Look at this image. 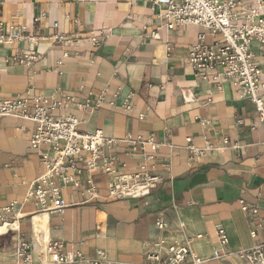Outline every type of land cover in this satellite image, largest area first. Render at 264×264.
<instances>
[{"label": "crops", "instance_id": "obj_1", "mask_svg": "<svg viewBox=\"0 0 264 264\" xmlns=\"http://www.w3.org/2000/svg\"><path fill=\"white\" fill-rule=\"evenodd\" d=\"M158 12L149 0H0L4 30L19 27L43 37L0 43L3 97L23 96L27 89L58 96V87L80 98L101 96L91 113L71 112L82 130L100 129L120 140L103 149L117 158L120 170L133 169L140 159L128 142L151 134L163 143L159 153L170 163L169 170H160V187L137 199H107L108 175L68 169L71 181L54 179L68 205L60 213L40 212L25 200L28 183L41 170L28 146L34 123L0 117V264L21 263L19 235L35 245L57 239L67 251L92 257L102 250L108 259L135 263L143 260L144 245L161 237L202 235L191 245L201 264H239L237 251L264 241V125L231 82L218 85L195 75L187 53L199 27L167 29ZM58 35L68 44L55 43ZM257 46L252 42L254 51ZM28 51L38 57L20 63ZM187 138L213 148L195 158ZM88 176L97 187L90 200ZM241 198L259 207L263 225L255 236L239 208ZM11 202L13 211L5 212ZM157 218L165 221L164 230L156 228ZM217 226L228 241L224 255L214 259Z\"/></svg>", "mask_w": 264, "mask_h": 264}, {"label": "built area", "instance_id": "obj_2", "mask_svg": "<svg viewBox=\"0 0 264 264\" xmlns=\"http://www.w3.org/2000/svg\"><path fill=\"white\" fill-rule=\"evenodd\" d=\"M149 1L159 8L158 16L164 20L165 28L173 29L180 25L199 27L187 53L195 75L202 81L218 85L222 81L231 82L241 98L253 103L257 117L264 125V0ZM53 26H57V22ZM207 35L211 40H206ZM38 39L43 37L25 34L19 27L4 30L0 22L1 44L16 40L35 42ZM53 41L65 45L69 42L63 35L55 36ZM254 41L258 43L256 51L252 47ZM36 57V52L28 51L22 53L18 61L29 64ZM56 91L60 94L50 97L32 94L29 89L25 95L15 98H5L0 94V117L17 115L34 123V129L28 135V146L39 156L41 170L38 177L28 183L25 200L33 201L40 212H62L68 204L54 179L71 181L68 169L80 173L82 168L87 173L97 171L109 176L107 199H137L152 195L162 184L160 170L167 171L170 167L169 161L159 153L163 143L152 134L130 140L129 151L138 154L140 159L133 169L120 170L117 158L103 151L120 140L104 135L100 129L82 130L81 119L71 112L73 109L91 113L102 102L101 96L80 98L62 93L59 87ZM187 142L195 158H199L204 150L213 148L208 142L204 147H197L189 138ZM86 181L87 200L96 198L95 183L90 176ZM238 204L250 226L251 236H255L263 225L259 207L242 198L238 199ZM13 207L11 202L4 211H13ZM154 224L159 230L166 228L162 218L155 219ZM201 236H186L183 240L161 237L148 242L143 247V260L136 263L108 259L102 250L96 251L92 257L79 250L67 251L62 241L57 239H47L35 245L32 240L25 241L21 235L16 239V250L21 258L19 264H201L203 259L191 249L192 243ZM227 241L225 229L217 226V245L212 248V258L224 255L222 247ZM236 256L239 264H264V241L237 251Z\"/></svg>", "mask_w": 264, "mask_h": 264}, {"label": "rangeland", "instance_id": "obj_3", "mask_svg": "<svg viewBox=\"0 0 264 264\" xmlns=\"http://www.w3.org/2000/svg\"><path fill=\"white\" fill-rule=\"evenodd\" d=\"M210 38L211 37H208L207 39L210 40ZM33 235H34L35 239H38V236H37V234L35 232L33 233ZM193 249H195V248L193 247Z\"/></svg>", "mask_w": 264, "mask_h": 264}, {"label": "bare ground", "instance_id": "obj_4", "mask_svg": "<svg viewBox=\"0 0 264 264\" xmlns=\"http://www.w3.org/2000/svg\"><path fill=\"white\" fill-rule=\"evenodd\" d=\"M43 212H46V211H43ZM47 241V240H46ZM45 242V241H44ZM44 242H42V243H44Z\"/></svg>", "mask_w": 264, "mask_h": 264}]
</instances>
